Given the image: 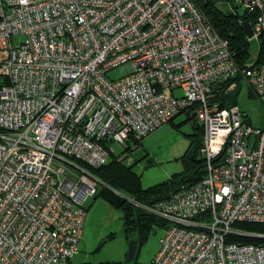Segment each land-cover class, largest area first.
Wrapping results in <instances>:
<instances>
[{
	"label": "built area",
	"instance_id": "1",
	"mask_svg": "<svg viewBox=\"0 0 264 264\" xmlns=\"http://www.w3.org/2000/svg\"><path fill=\"white\" fill-rule=\"evenodd\" d=\"M219 1L259 14L260 43L264 0ZM257 59L241 70L192 0H0V264L70 261L98 182L78 163L101 168L111 142L127 150L190 110L206 175L136 203L165 222L153 263L264 264V245L230 241L264 238L235 228L264 226V127L217 101L239 77L264 106Z\"/></svg>",
	"mask_w": 264,
	"mask_h": 264
},
{
	"label": "rangeland",
	"instance_id": "2",
	"mask_svg": "<svg viewBox=\"0 0 264 264\" xmlns=\"http://www.w3.org/2000/svg\"><path fill=\"white\" fill-rule=\"evenodd\" d=\"M216 8L225 15L243 17L246 9L230 1H220ZM24 41L23 37L14 39L16 44ZM252 61L259 53L258 40L251 41ZM122 67L110 71L107 79L118 80L123 77ZM239 83V81H238ZM238 92L231 93L230 101L235 102L245 119L255 127H264V106L255 97H251L249 88L240 78ZM239 86V84H238ZM237 86V88H238ZM236 88V89H237ZM204 134L199 128L196 119L188 120L185 114L177 117L173 123L166 124L150 136L143 138L139 148L136 140L128 142L131 152L130 159L135 163L134 171L140 176V184L147 189L170 181L176 175H184L193 170V164L201 160V155L194 158V147L203 143ZM114 150V157L120 158L125 153L123 147L115 142L110 143ZM110 156L109 162L114 158ZM194 158V159H193ZM131 161L128 163L131 164ZM98 196H91L86 201L88 221L85 234L81 241L79 252L70 262L59 264H126L129 247L136 235L126 232L125 214L113 202L110 192L119 197H126L108 188L105 183L97 180ZM125 195V196H124ZM127 199V197H126ZM164 230L158 228L152 232L145 243L138 248L134 263L154 264L153 260L160 249V242Z\"/></svg>",
	"mask_w": 264,
	"mask_h": 264
},
{
	"label": "trees",
	"instance_id": "3",
	"mask_svg": "<svg viewBox=\"0 0 264 264\" xmlns=\"http://www.w3.org/2000/svg\"><path fill=\"white\" fill-rule=\"evenodd\" d=\"M192 1L194 2L195 6L198 7L206 15L215 31L222 38L229 41L231 50L234 53L235 61L237 62L241 70L244 69L252 57L250 46L251 42L248 41V37L244 28V23L249 22L251 25H253L255 20L258 18L259 14L251 13L246 10L245 15L243 17L234 14L225 15L219 12L216 8L217 3L220 2L219 0ZM259 63L264 64V35L261 37L260 41V49L258 53L257 64ZM237 81H239V86L235 91L231 93L238 92L241 84L239 77L237 78ZM231 93L225 94L222 92L221 94H218L217 101L220 103L222 108H230L237 106L235 102L232 103L230 101ZM249 94L251 97H255L251 90ZM182 114H185L188 120L196 119L195 114L191 110L183 112ZM174 120H172L170 123H173ZM198 126L199 128H201L204 134L203 127L199 123ZM132 139L134 138L132 137L131 140ZM141 141L142 139L136 140L137 148H135L134 150H137L139 148L138 145L141 144ZM203 145L204 140L202 144L194 147V149L196 150L194 158L198 155H201V149ZM124 151L129 155V157L131 155V152H133L129 148V145L128 149ZM125 153H123V155ZM111 156L114 157V154H112ZM121 157H114L110 162L108 161L106 165L98 169L89 168L81 163L78 164L83 169L87 170L94 178H96L97 180L99 179L100 181L105 183L108 188H111L112 190L120 193H125V195H127L126 199V197H119L118 195H115L114 193L110 192L111 198L114 197L113 202H115L118 208L122 209L125 214L127 234L132 235L134 233L136 235V241L138 242L139 248V246L145 243L148 236L152 232L156 233L158 228L162 227L165 222H163V220L157 218L156 216L146 212L144 209L137 206L136 203L146 206L153 205L163 199L170 197L172 194L179 191L183 185L197 184L206 175L205 161L201 157V160L195 161V163L193 164V170H191L189 173L184 175H176L166 183L143 189L140 184V176L134 171L135 163L130 160L131 164H129V158L121 160ZM98 195L99 192L96 189L94 196ZM235 228L246 233L264 236V226L261 224L238 223L235 225ZM230 241L264 245V238H252L241 236L230 239ZM130 264L137 263L132 262Z\"/></svg>",
	"mask_w": 264,
	"mask_h": 264
},
{
	"label": "water",
	"instance_id": "4",
	"mask_svg": "<svg viewBox=\"0 0 264 264\" xmlns=\"http://www.w3.org/2000/svg\"><path fill=\"white\" fill-rule=\"evenodd\" d=\"M244 28H245L247 37L251 38L253 36V30H252L251 24L249 22H245ZM137 249H138V242L136 240L132 241L129 247L127 264H130L134 261L136 254H137Z\"/></svg>",
	"mask_w": 264,
	"mask_h": 264
},
{
	"label": "crops",
	"instance_id": "5",
	"mask_svg": "<svg viewBox=\"0 0 264 264\" xmlns=\"http://www.w3.org/2000/svg\"><path fill=\"white\" fill-rule=\"evenodd\" d=\"M88 221V220H87ZM86 226H87V224H86ZM85 230H86V228H85ZM84 234H85V231H84ZM84 236V235H83ZM83 239V238H82Z\"/></svg>",
	"mask_w": 264,
	"mask_h": 264
}]
</instances>
